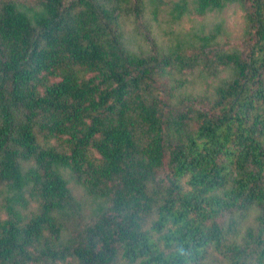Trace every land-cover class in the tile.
Returning <instances> with one entry per match:
<instances>
[{"label": "trees", "instance_id": "trees-1", "mask_svg": "<svg viewBox=\"0 0 264 264\" xmlns=\"http://www.w3.org/2000/svg\"><path fill=\"white\" fill-rule=\"evenodd\" d=\"M0 264H264V0H0Z\"/></svg>", "mask_w": 264, "mask_h": 264}, {"label": "rangeland", "instance_id": "rangeland-1", "mask_svg": "<svg viewBox=\"0 0 264 264\" xmlns=\"http://www.w3.org/2000/svg\"><path fill=\"white\" fill-rule=\"evenodd\" d=\"M162 18L163 16L160 17V19ZM218 20H224V25L229 33V39L231 43L233 44L239 43L244 32L245 19H244V12L237 4H230L219 13H209V15H207V17L205 18L201 16H185L181 20L180 26L182 28L189 30L190 27H192L195 24H198L201 21L211 25L213 22H216ZM166 27H168L167 24L161 25V29L159 30V33L162 34V29ZM70 186L72 187L74 195L81 202H84V205L90 202V198L85 195L83 189L80 186L76 185L74 182H71ZM88 210L89 209H87V211Z\"/></svg>", "mask_w": 264, "mask_h": 264}]
</instances>
